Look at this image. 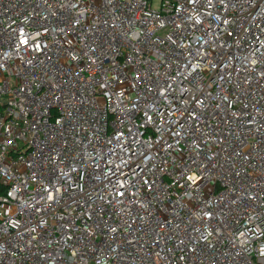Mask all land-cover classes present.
Here are the masks:
<instances>
[{
  "label": "built area",
  "instance_id": "1",
  "mask_svg": "<svg viewBox=\"0 0 264 264\" xmlns=\"http://www.w3.org/2000/svg\"><path fill=\"white\" fill-rule=\"evenodd\" d=\"M0 264H264V0H0Z\"/></svg>",
  "mask_w": 264,
  "mask_h": 264
},
{
  "label": "rangeland",
  "instance_id": "2",
  "mask_svg": "<svg viewBox=\"0 0 264 264\" xmlns=\"http://www.w3.org/2000/svg\"><path fill=\"white\" fill-rule=\"evenodd\" d=\"M157 5V2H153V6L155 7Z\"/></svg>",
  "mask_w": 264,
  "mask_h": 264
}]
</instances>
